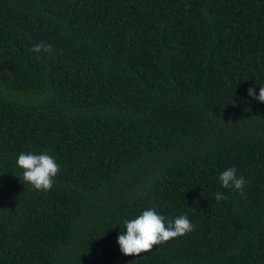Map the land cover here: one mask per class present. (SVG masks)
I'll use <instances>...</instances> for the list:
<instances>
[{"label":"trees","instance_id":"1","mask_svg":"<svg viewBox=\"0 0 264 264\" xmlns=\"http://www.w3.org/2000/svg\"><path fill=\"white\" fill-rule=\"evenodd\" d=\"M261 86L264 0H0V264H264ZM150 207L193 231L124 255Z\"/></svg>","mask_w":264,"mask_h":264},{"label":"clouds","instance_id":"2","mask_svg":"<svg viewBox=\"0 0 264 264\" xmlns=\"http://www.w3.org/2000/svg\"><path fill=\"white\" fill-rule=\"evenodd\" d=\"M34 53H51L52 45L40 42L31 49ZM248 94L260 102H264V86L260 87L256 95L253 88ZM16 164L23 170V180L37 191L47 192L53 187L55 177L60 172V165L53 156L47 152L40 154L20 153ZM237 169L230 167L219 175L221 187L238 191L246 197L244 186L247 181L242 176H237ZM228 197L217 192V201L226 200ZM126 231L118 235L117 243L121 253L128 256H139L150 252L156 245L164 244L172 239L184 236L194 229V225L187 215H179L174 220H167L158 214L154 207L143 210L133 219L125 220Z\"/></svg>","mask_w":264,"mask_h":264}]
</instances>
